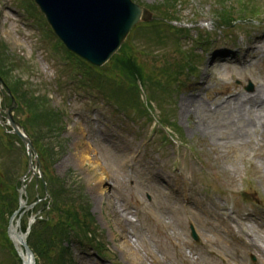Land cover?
<instances>
[{"label": "rangeland", "instance_id": "rangeland-1", "mask_svg": "<svg viewBox=\"0 0 264 264\" xmlns=\"http://www.w3.org/2000/svg\"><path fill=\"white\" fill-rule=\"evenodd\" d=\"M133 1L154 19L97 67L68 53L33 0H0L2 107L20 84L39 118L18 99L14 118L54 150L37 151L23 181L34 205L21 230L34 215L61 234L46 255L36 235L37 264L61 253L71 264H135L121 230L143 264H264L248 243L264 251V110L239 120L233 109L264 84V0ZM248 118L257 128L245 132ZM12 138L0 126V186L18 199L28 157ZM7 222L0 264H23L9 256Z\"/></svg>", "mask_w": 264, "mask_h": 264}, {"label": "water", "instance_id": "water-1", "mask_svg": "<svg viewBox=\"0 0 264 264\" xmlns=\"http://www.w3.org/2000/svg\"><path fill=\"white\" fill-rule=\"evenodd\" d=\"M34 1L67 49L97 66L103 65L117 52L134 25L139 21L148 22L152 19L151 11L132 0ZM4 85L0 76V125L4 128L6 125L10 126L9 132L20 138L28 156V168L20 177L22 185L18 191L19 206L9 219L7 233L23 263L34 264V255L26 239L35 217L30 218L25 232L21 231L20 219L23 212L34 205H26L23 181L30 171L35 173L32 158L37 162L38 157L31 138L12 115V110L16 107L13 97L8 108L3 110L1 107ZM39 174L42 177L41 171Z\"/></svg>", "mask_w": 264, "mask_h": 264}, {"label": "trees", "instance_id": "trees-1", "mask_svg": "<svg viewBox=\"0 0 264 264\" xmlns=\"http://www.w3.org/2000/svg\"><path fill=\"white\" fill-rule=\"evenodd\" d=\"M171 13V12H170ZM169 12H168V15H171ZM164 17H168L167 15H164ZM164 27H163V23H161V22H158V25H157V29L158 30H162ZM118 53H116L112 58H114L116 55H117ZM2 72L4 73V71H3V69H2V67H1V63H0V74H2ZM18 85H20V84H18ZM18 85H16L17 87H13V90H11V92H12V94L15 96V98L16 99H18V100H22V99H24V94H22V92H21V89H20V87L18 86ZM21 86H22V84H21ZM29 99L30 98H28V100L27 99H25V101H21L22 102V104H24V103H29V105H28V111H30V110H32L31 112H33V110L35 109L34 107H35V104H33V102H31V101H29ZM27 101V102H26ZM36 112V111H35ZM35 112H33V113H35ZM36 114V113H35ZM37 115V119L39 118V114H36ZM49 127V128H48ZM47 127V131L50 129V126H48ZM36 129V128H35ZM37 129H39V132H41L42 133V135L43 134H45L44 132H43V127H42V125L38 128L37 127ZM52 129V128H51ZM48 133V132H47ZM9 135V137L10 138H12V137H14L13 135H10V134H8ZM31 135V134H30ZM43 136H45V135H43ZM31 137H32V139H33V142H34V145H35V147H36V149H37V151L41 154V155H45V156H51L52 155V153H54V150H53V148L51 147V145H50V143L48 142V141H46L47 140V138H44L43 137V139L41 138V139H39V141H41V142H43V144H39L38 143V139H34L33 138V136L31 135ZM15 138L18 140V141H20L16 136H15ZM12 139H14V138H12ZM10 141H12L11 139H9L8 140V142H10ZM39 144V145H38ZM41 148V149H40ZM43 149V150H42ZM55 186V188H56V184L54 185ZM54 189V188H53ZM10 194H7V193H3V191L1 190V186H0V194H2V195H4V196H0V202L1 203H3L2 205H1V207H0V217H3L4 218V221H5V219L7 220V219H9V217L11 216V214L13 213V211L17 208V206H18V199H17V194H15L13 191H10L9 192ZM7 194V195H6ZM54 196V195H53ZM72 196V195H71ZM70 196V197H71ZM55 197V196H54ZM6 200V201H5ZM6 202V203H5ZM5 203V204H4ZM72 211H74V207L72 208ZM8 223V222H7ZM43 223L45 224V225H43ZM44 226H45V228H44ZM3 225L2 226H0V230H2L3 229ZM45 229V230H44ZM59 230V229H58ZM68 232V231H67ZM40 233H42L41 235H40ZM36 235H40V236H42V235H44V237L43 238H41V240L42 239H45L46 240V246H45V248H42V242L40 243V247H39V251H41L42 252V254H48V252H51V253H53L54 251L56 252V248H55V246H54V244L53 243H57L56 242V238L60 235V237H61V234L55 229V227H52V225L51 224H49V222H47V218H46V220L44 219V221L42 222L41 220H37L36 222H35V224L32 226V229H31V232H30V235H29V237H28V244H29V246H30V248L33 250V251H35L36 249H35V247H34V245H33V242H34V240H36L37 238H36ZM65 236H66V234H65ZM33 241V242H32ZM9 242V256L12 258V259H14L15 261H19L20 259H19V256L17 255V252H16V250H15V248H14V246L12 245V243H11V241L9 240L8 241ZM39 242H40V240H39ZM35 243V242H34ZM46 247H47V250H46ZM66 254V253H65ZM51 260H53L56 264H71V262L68 260H65V258H64V254L63 253H61V255L59 256V255H57L56 257H55V259L53 258V257H49Z\"/></svg>", "mask_w": 264, "mask_h": 264}, {"label": "bare ground", "instance_id": "bare-ground-1", "mask_svg": "<svg viewBox=\"0 0 264 264\" xmlns=\"http://www.w3.org/2000/svg\"><path fill=\"white\" fill-rule=\"evenodd\" d=\"M260 87L261 88L258 91H256L254 95H247V96L243 95V97H241L236 102V104L233 106V109L236 110V112H238L237 119L241 120L243 115H244L243 113H247V114L250 113L253 105L254 106L258 105L259 109L261 107V109L264 110V103H263L264 102V84H262V85L260 84ZM231 99H233V98H231ZM248 120L249 121H247V122H243L244 124H242V126H241V130H244L245 132H248L247 127L249 125H252L255 128H257L256 122L252 118H248ZM258 126H259V128L256 129L257 132L264 134V118H262V117L260 118V120L258 122ZM115 211H116V209L113 211L114 214H115ZM126 221L129 222V219H126ZM173 224L175 225L176 222H174ZM122 232H123V230H121L120 235L124 239V245H123L124 253H126L134 261L135 264H139L140 262H141L140 264H143L141 257L138 256V251H137L136 247L133 245L134 243H131L126 236V233H122ZM261 238H262V236H261ZM248 243L250 244V246L253 247V249H255L256 251L262 252V254L264 255V251H262L261 246H256L255 244L250 243V242H248ZM206 244L209 248H212V246L208 242H206ZM208 252L214 253L212 251H208ZM209 261H211V259H209ZM195 262H197V261L195 260Z\"/></svg>", "mask_w": 264, "mask_h": 264}]
</instances>
